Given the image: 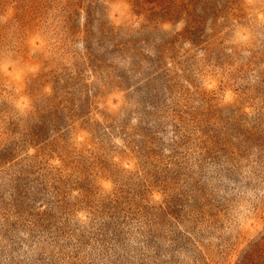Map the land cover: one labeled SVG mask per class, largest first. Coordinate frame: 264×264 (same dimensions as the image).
Listing matches in <instances>:
<instances>
[{"label":"rangeland","instance_id":"1","mask_svg":"<svg viewBox=\"0 0 264 264\" xmlns=\"http://www.w3.org/2000/svg\"><path fill=\"white\" fill-rule=\"evenodd\" d=\"M0 264H264V0H0Z\"/></svg>","mask_w":264,"mask_h":264}]
</instances>
